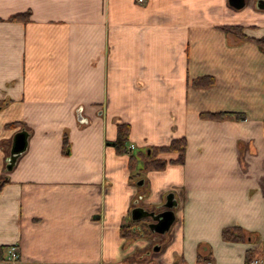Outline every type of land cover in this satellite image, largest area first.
I'll return each instance as SVG.
<instances>
[{
    "label": "crops",
    "instance_id": "crops-1",
    "mask_svg": "<svg viewBox=\"0 0 264 264\" xmlns=\"http://www.w3.org/2000/svg\"><path fill=\"white\" fill-rule=\"evenodd\" d=\"M223 26L241 27L238 40ZM200 76L215 82L192 85ZM118 122L131 153L184 138L182 161L161 152L164 169L138 157L131 170L132 154L113 146ZM21 130L26 149L6 171ZM0 181V264L12 244L18 264H138L147 242L131 212L170 192L178 204L158 264H264V10L0 0ZM228 227L242 239H224Z\"/></svg>",
    "mask_w": 264,
    "mask_h": 264
},
{
    "label": "trees",
    "instance_id": "trees-1",
    "mask_svg": "<svg viewBox=\"0 0 264 264\" xmlns=\"http://www.w3.org/2000/svg\"><path fill=\"white\" fill-rule=\"evenodd\" d=\"M26 17H27V13L12 16L11 19H15V20L25 19ZM222 29L227 32L241 35V27L239 26H223ZM214 82H215L214 77L212 76H200L192 80V85L207 87V86L213 85ZM230 114H231L230 112H223V111H220V112L207 111V112H201L199 115L206 119H221ZM129 131H130V127L128 124L126 123L117 124V136H116L115 141L113 142V146L115 147V150L120 154L127 153L129 152L128 150L131 149L130 146L129 147L127 146ZM65 142H66V139H65ZM184 148H185L184 138H174L167 145L149 148V151H150L149 153L145 151V154H147V156L145 157L146 160L144 162V168L145 169H148V168L163 169L165 165L167 164V161L165 159L155 158L157 153H161V152L178 153L179 156L173 161L181 162ZM131 154L132 156L130 157L131 159L130 164L133 160H136L139 156L142 155L141 153L139 155L136 153H131ZM2 183L3 181H1L0 185ZM242 233L243 232L240 227H231V228L228 227V228L223 229L222 236L226 240L237 241V240L242 239Z\"/></svg>",
    "mask_w": 264,
    "mask_h": 264
},
{
    "label": "water",
    "instance_id": "water-1",
    "mask_svg": "<svg viewBox=\"0 0 264 264\" xmlns=\"http://www.w3.org/2000/svg\"><path fill=\"white\" fill-rule=\"evenodd\" d=\"M229 6L235 10H240L247 5L248 0H227ZM255 7L258 10H264V0H253ZM27 146V132L25 130L18 131L12 140L9 157L5 165V170L10 171L15 165L18 157L26 149ZM1 183V181H0ZM177 201L173 193H168L165 201L152 209L137 206L131 212V218L138 223L136 227L141 232V237L145 236L147 230L153 235H164L170 229L171 224L175 220L174 208L177 206ZM158 246V245H157ZM158 250V247L153 248Z\"/></svg>",
    "mask_w": 264,
    "mask_h": 264
},
{
    "label": "rangeland",
    "instance_id": "rangeland-1",
    "mask_svg": "<svg viewBox=\"0 0 264 264\" xmlns=\"http://www.w3.org/2000/svg\"><path fill=\"white\" fill-rule=\"evenodd\" d=\"M250 1V3L251 4H253V0H248L247 2H249ZM228 34L230 35V36H232L233 37V39L236 41V40H238V38H239V36L238 35H236L235 33H231V32H228ZM208 87V86H207ZM231 115H233V117L235 118V117H237V118H240L241 116L240 115H238V116H236L235 114H230V115H227V116H225V117H228V116H231ZM201 117V116H200ZM224 117V118H225ZM201 118H203V117H201ZM224 118H221V119H224ZM206 119V118H205ZM221 119H219V120H221ZM218 120V119H217ZM119 123H122V122H118L117 124H119ZM116 127H117V125H116ZM245 143L243 142V144L241 143V147L244 145ZM130 147H131V149H129L128 151L129 152H127V154H130L131 152H132V149L134 148V146L133 145H130ZM241 147H239V148H241ZM150 148H152V147H150ZM142 154L141 156H139V158H141L142 160H141V162H143V168H144V162H145V157L147 156V154H145V151L144 150H140L139 151V153H137L138 155L139 154ZM243 152H241V156L243 157ZM131 160V159H130ZM134 161L135 160H133L132 162H131V164L129 163V168L132 170V166H133V163H134ZM166 166V165H165ZM165 168V167H164ZM163 168V169H164ZM145 169V168H144ZM148 169H154V168H148ZM155 170H161V169H155ZM146 232L144 233V235L145 236H143V237H141L140 235H141V232L142 231H136V233H135V236L137 237V239L138 240H144V241H146L147 243L145 244V245H141L140 244V241H139V248H140V250L142 251V250H144L143 252L144 253H146L147 254V256H145L144 255V253H142V256L141 255H139V257H142L141 258V260H140V258L138 259V264H145V262H151L150 264H158V259H156V258H158L157 257V254H155V252H153L154 251V249H153V247L151 248V246L153 245V244H157L158 246H160V244H161V247L163 246V244L164 245H167V243H168V241H169V238L168 237H166L165 239H163L162 238V240H161V236H158V235H153V234H150L147 230H145ZM246 235V234H245ZM254 239V238H253ZM141 245V246H140ZM164 247V246H163ZM254 254H255V252H253ZM150 255V256H149ZM144 256V257H143ZM151 256H153L154 257V259L151 261H149V258L151 257ZM159 256V255H158ZM145 257H147L146 259H145ZM152 257V258H153ZM259 263H260V261L259 260H257ZM147 264V263H146ZM252 264H254V262H252Z\"/></svg>",
    "mask_w": 264,
    "mask_h": 264
},
{
    "label": "built area",
    "instance_id": "built-area-1",
    "mask_svg": "<svg viewBox=\"0 0 264 264\" xmlns=\"http://www.w3.org/2000/svg\"><path fill=\"white\" fill-rule=\"evenodd\" d=\"M138 2H143V0H137ZM20 258L19 248L16 244H12L8 248V263L9 264H18ZM254 264H260L257 260L254 261Z\"/></svg>",
    "mask_w": 264,
    "mask_h": 264
},
{
    "label": "flooded vegetation",
    "instance_id": "flooded-vegetation-1",
    "mask_svg": "<svg viewBox=\"0 0 264 264\" xmlns=\"http://www.w3.org/2000/svg\"><path fill=\"white\" fill-rule=\"evenodd\" d=\"M155 247H158V250H159L161 246H157V245H155L153 248H155ZM155 251H157V250H155Z\"/></svg>",
    "mask_w": 264,
    "mask_h": 264
}]
</instances>
